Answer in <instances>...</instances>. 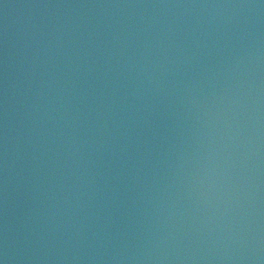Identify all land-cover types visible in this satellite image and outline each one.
I'll list each match as a JSON object with an SVG mask.
<instances>
[{"label":"water","instance_id":"1","mask_svg":"<svg viewBox=\"0 0 264 264\" xmlns=\"http://www.w3.org/2000/svg\"><path fill=\"white\" fill-rule=\"evenodd\" d=\"M0 264H264V0H0Z\"/></svg>","mask_w":264,"mask_h":264}]
</instances>
